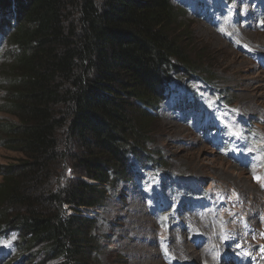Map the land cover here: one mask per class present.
Masks as SVG:
<instances>
[{"label": "trees", "instance_id": "1", "mask_svg": "<svg viewBox=\"0 0 264 264\" xmlns=\"http://www.w3.org/2000/svg\"><path fill=\"white\" fill-rule=\"evenodd\" d=\"M184 12L174 0H0V148L16 155L0 165V241L21 264H102L98 216L80 209L167 165L149 148L159 112L175 93L200 106L193 84L215 80Z\"/></svg>", "mask_w": 264, "mask_h": 264}, {"label": "rangeland", "instance_id": "2", "mask_svg": "<svg viewBox=\"0 0 264 264\" xmlns=\"http://www.w3.org/2000/svg\"><path fill=\"white\" fill-rule=\"evenodd\" d=\"M174 4L185 10L182 26L213 57L215 80L211 86L202 79L193 84L202 98L198 109L180 110L175 93L159 113V132L149 148L154 158L158 152L165 157L169 176L141 170L142 183L118 184L108 205L95 208L97 233L106 237L102 264H205L213 252L229 249L233 264H264L258 239L264 234V0ZM3 84L0 74V103ZM15 157L0 148V165ZM229 193L240 199L228 201L223 196ZM176 223L183 228L179 238L195 231V242L206 247L188 245L190 256L182 259L185 243L166 237ZM20 260L12 241L1 240L0 264Z\"/></svg>", "mask_w": 264, "mask_h": 264}, {"label": "bare ground", "instance_id": "3", "mask_svg": "<svg viewBox=\"0 0 264 264\" xmlns=\"http://www.w3.org/2000/svg\"><path fill=\"white\" fill-rule=\"evenodd\" d=\"M250 158L251 157L248 156L247 159L244 161V163L246 165L249 163V159ZM235 199H240V198L238 196H235ZM182 229L183 228H181V224L180 223H176L175 225H173L170 228V230L168 231L167 236H166L168 238V242L169 243H171V242L175 243L176 242L175 239L179 238V236H180L179 234H180ZM196 237H197V235H196L195 231H192V232L185 231V234L181 238H179V240H178L179 242H183V243L186 244V245L184 244V246H186L185 247L186 249L184 250L185 251V256L182 255L181 256L182 259H186L187 256L188 257L190 256V253L188 252V248H187L188 245H191L192 247H195L196 249L206 247L205 241H203L201 244H197L195 242ZM188 240H189V242H188ZM174 247H175V245H174ZM233 256H234V252L231 249L223 251L221 253L220 252H213L212 253V260L210 261L207 258V260L205 261V264H233V260H232ZM240 264H259V263H257V262L246 263L245 261H243Z\"/></svg>", "mask_w": 264, "mask_h": 264}, {"label": "built area", "instance_id": "4", "mask_svg": "<svg viewBox=\"0 0 264 264\" xmlns=\"http://www.w3.org/2000/svg\"><path fill=\"white\" fill-rule=\"evenodd\" d=\"M81 210V214L84 215V216H90V217H94L96 212L95 210L93 209H88V210H85V209H80ZM88 212L92 213V215H89Z\"/></svg>", "mask_w": 264, "mask_h": 264}]
</instances>
